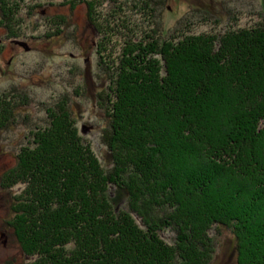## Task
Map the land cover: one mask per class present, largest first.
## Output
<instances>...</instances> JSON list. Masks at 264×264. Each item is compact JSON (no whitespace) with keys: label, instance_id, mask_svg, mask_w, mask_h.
Segmentation results:
<instances>
[{"label":"trees","instance_id":"trees-1","mask_svg":"<svg viewBox=\"0 0 264 264\" xmlns=\"http://www.w3.org/2000/svg\"><path fill=\"white\" fill-rule=\"evenodd\" d=\"M63 1L84 5L102 36L95 50L107 86L97 104L112 166L79 135L69 97L46 106L36 124L26 89L0 91V132L29 129L0 177L1 189L20 188L5 228L23 264H211V231L223 228L235 237V264H264V18L167 35V0L124 2L141 18L133 26L119 15L124 8L104 20L98 0ZM43 11L41 0H0L4 39L19 38ZM65 17H46V38L69 30ZM112 189L126 194V210Z\"/></svg>","mask_w":264,"mask_h":264},{"label":"rangeland","instance_id":"rangeland-1","mask_svg":"<svg viewBox=\"0 0 264 264\" xmlns=\"http://www.w3.org/2000/svg\"><path fill=\"white\" fill-rule=\"evenodd\" d=\"M41 1L43 13L30 21L32 26L30 24L19 38L5 40L4 31L0 30V91L12 85L26 89L33 101L25 111L36 124L44 122L46 106L69 97L79 135L90 145L102 165L110 169L111 157L100 139L105 126L104 114L97 104V95L107 86L105 77L98 71L100 57L95 50L102 36L88 24L84 5H76L70 10L69 5H60L63 0ZM105 1L98 0L96 5V12L104 20L108 14L116 17V11L124 8L119 14L121 19L131 16V26L140 24L141 18L131 15L133 6L130 3L124 4L128 0ZM222 1L167 0L160 16L166 34L171 35L180 30L197 34L223 32L229 26L239 29L254 26L264 18V0ZM204 10L214 14L215 19L206 18ZM196 11H201L202 15ZM61 15L70 21L69 32L65 31L61 37L46 38L50 30L46 17ZM107 22L110 27L107 26L106 32L110 34L109 30L114 29V25L110 19ZM118 50L119 46L116 48ZM28 138L29 129L23 126L0 132V177L14 168L19 147L26 144ZM19 190V187L11 190L0 188V264H23L25 261L22 251L5 228L7 220L12 218L9 203L11 196ZM112 190L116 205L120 210H126V194ZM220 230L211 231L215 239L211 264H235V237L225 228ZM163 236L167 242L170 241L169 234Z\"/></svg>","mask_w":264,"mask_h":264}]
</instances>
